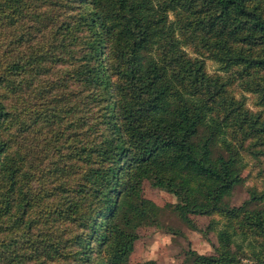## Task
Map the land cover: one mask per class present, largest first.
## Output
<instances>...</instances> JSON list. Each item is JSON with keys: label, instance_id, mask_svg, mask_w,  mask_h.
Segmentation results:
<instances>
[{"label": "trees", "instance_id": "16d2710c", "mask_svg": "<svg viewBox=\"0 0 264 264\" xmlns=\"http://www.w3.org/2000/svg\"><path fill=\"white\" fill-rule=\"evenodd\" d=\"M247 156L264 165V0H0V264H129L167 209L221 216L184 264H264V193L228 200Z\"/></svg>", "mask_w": 264, "mask_h": 264}, {"label": "rangeland", "instance_id": "374dc122", "mask_svg": "<svg viewBox=\"0 0 264 264\" xmlns=\"http://www.w3.org/2000/svg\"><path fill=\"white\" fill-rule=\"evenodd\" d=\"M207 67L212 74L222 73L218 64L212 60L207 61ZM235 93L239 98L246 97L247 105L253 110H260L261 107L256 105L253 95L240 87L236 88ZM246 159L249 160L248 165L242 171L245 179L228 198L233 206H239L249 199L252 191L258 194L264 193V165L249 156ZM144 195L162 207L176 203L175 196L153 187L148 180L144 182ZM220 217L219 215L211 217L193 215L197 229H192L178 215L167 209L163 215L162 226L140 225L138 227L140 237L136 241L129 264L147 261H156L159 264H184L186 252L189 249L207 255L216 253V248L221 247L218 240ZM212 220H216L217 223L210 225ZM172 230H178L180 233H174Z\"/></svg>", "mask_w": 264, "mask_h": 264}]
</instances>
